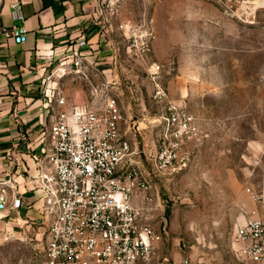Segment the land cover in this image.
<instances>
[{
	"label": "rangeland",
	"instance_id": "374dc122",
	"mask_svg": "<svg viewBox=\"0 0 264 264\" xmlns=\"http://www.w3.org/2000/svg\"><path fill=\"white\" fill-rule=\"evenodd\" d=\"M123 6L118 73L128 101L152 100L159 120L176 104L199 132L176 173L148 166L157 201L142 218L162 234L166 252L139 264H175L166 254L176 249L195 250L201 264H253L234 255L233 235L249 218L247 189L264 181V12L242 19L212 0ZM0 226V264H48L42 224L4 218Z\"/></svg>",
	"mask_w": 264,
	"mask_h": 264
},
{
	"label": "built area",
	"instance_id": "2783aa9c",
	"mask_svg": "<svg viewBox=\"0 0 264 264\" xmlns=\"http://www.w3.org/2000/svg\"><path fill=\"white\" fill-rule=\"evenodd\" d=\"M124 1L88 0L100 20L106 15L115 17ZM212 1L229 4L231 14L236 13L234 8L240 10L242 19L264 12V0ZM13 7L15 18L24 20L20 4ZM126 27L123 24L119 28ZM0 34L12 36L17 44L27 41L26 31L21 28H0ZM79 45L84 47L86 42ZM75 65L84 75L83 57L79 56ZM98 95L94 90L92 101L70 108H66V99L60 95L49 99L58 110L36 178L44 200L41 214L48 264L148 262L163 240L142 218L144 209L155 202L153 187L141 168L130 161L133 151L121 137L122 115L117 100L102 96L97 101ZM162 121L161 138L155 150L148 149L145 159L158 174L172 175L188 159L184 148L199 137V132L193 117L173 103H169ZM247 193L263 214L257 217L253 211L254 217L235 230L233 243L238 246L240 257L253 264H264V186L258 190L248 188ZM136 200L141 206L136 205ZM6 208V200L1 199L0 210ZM12 208L20 209L21 200H15Z\"/></svg>",
	"mask_w": 264,
	"mask_h": 264
},
{
	"label": "crops",
	"instance_id": "0c3cea01",
	"mask_svg": "<svg viewBox=\"0 0 264 264\" xmlns=\"http://www.w3.org/2000/svg\"><path fill=\"white\" fill-rule=\"evenodd\" d=\"M17 3L24 20L15 18L13 6ZM124 10L120 7L115 17L106 15L100 20L88 0H0V28H21L27 35L25 43L17 44L12 36L0 34V200L7 202L6 210H0V225L4 218L23 226L42 224L44 200L36 178L58 110L56 104L49 103L54 96L64 97L66 108L92 101L94 90L99 93L97 101L102 96L115 98L122 115L121 137L133 151L130 161L152 185L150 164L142 158L149 148L156 149L164 124L154 119L152 100L138 98L136 105L125 96L118 73L121 55L117 40L119 27L126 23ZM82 41L86 46L80 47ZM79 56L83 57L85 76L75 65ZM152 195L157 201L154 187ZM18 199L21 208L13 209ZM135 203L141 206L139 200ZM253 211L257 217L263 214L252 201L248 219L254 217ZM159 244L157 253L164 256L166 251H160ZM237 250L235 246V256H239ZM166 255L175 264L203 261L195 250L176 249Z\"/></svg>",
	"mask_w": 264,
	"mask_h": 264
}]
</instances>
